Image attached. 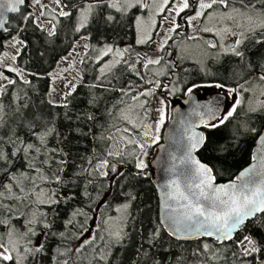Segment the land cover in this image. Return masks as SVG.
I'll return each mask as SVG.
<instances>
[{
    "label": "trees",
    "instance_id": "1",
    "mask_svg": "<svg viewBox=\"0 0 264 264\" xmlns=\"http://www.w3.org/2000/svg\"><path fill=\"white\" fill-rule=\"evenodd\" d=\"M63 2L73 6L81 4L82 0H63ZM233 6L239 7V0H236ZM191 11L186 10L177 18V22L181 25L178 29V32L181 31L180 37L188 36L185 18ZM29 12L32 13L33 9L29 6V0H26L17 13L9 16L6 24L8 31L0 33V54L6 40L10 41L15 37L25 42L24 45H19L20 53L15 62L11 60L10 64L23 72V79L15 72L0 67L5 76L16 81L15 84L7 85L6 90L0 93V105L3 106V112L0 113L2 116L0 137L7 140L9 137L14 139L18 136L26 142H37L31 134L32 130L25 126L27 122L24 116L25 113L35 111L37 106L42 107L47 115V126L54 128V132L47 137L48 148L63 150L52 160L50 172L55 173L61 167L56 164V160L67 161L61 173L64 182L42 185V187L54 191L57 197L62 198L67 195L70 199L67 201L61 199L59 204L51 206L47 203H33L28 210L23 206L17 208L16 203L11 201H4L13 204L10 223L19 232L26 231V222L32 213H36L37 216L46 213L48 220L52 222L51 229H44L42 224L36 227V231L41 235L31 237V246L43 242L45 251L30 256L24 264H55L56 259H63L57 257V248L63 250L62 245L73 246L80 242L75 239L61 241L58 236L62 231L66 235H71L78 230V224L83 217L73 218L75 227L69 225L67 229L65 228V222L72 218L71 213L76 209L86 211L94 218L88 223L94 226L101 218L107 219L113 216L118 205L129 202V197L124 193L136 196L126 210L124 238L119 243L99 242L104 246L106 256V261H101L99 264H200L204 262L205 256H195L193 253L198 247L202 249L206 242L211 244L212 252L216 254V260L209 259L208 264H249L250 261L251 264H255L251 257L239 255L235 240L251 234L258 244L264 247V228L260 227V221L249 222L232 241L223 244H217L213 239L179 241L170 236L166 229H162L160 236L151 246L149 245L147 237L159 222L158 197L152 181L149 160L160 140L147 149L148 155L144 157L148 164V168L144 170L146 176H136L134 161L129 162L127 158L123 162L112 161L120 165L124 173L119 183H110L111 174L107 178L97 176L94 179L78 175L81 168L88 167L89 159L95 164L103 157V153L109 150L105 148V144H111V141H100L94 137H99L101 134L108 136L117 128L119 120L115 118V114L133 92L129 91L130 94L124 96L121 90L129 85L138 84L142 79L127 63H122L105 73L102 77L104 87L94 88L93 84L100 83L96 79L100 76V70L98 63L93 64L91 69L81 71L79 83H76V91L68 97L70 102L68 107L63 108L48 104L50 85L48 73L60 58L72 50L81 35L89 37L87 40L90 47L105 44L114 46L134 44L136 40L134 22L140 8H132L126 14H121L109 9L106 4L102 5L95 10L88 27L79 34L74 31L77 14L73 10L70 19L58 17L60 23L57 25V35L54 37H48L46 32L41 31L32 22L28 23L26 31H21L22 16ZM109 14L116 17L115 22L105 23L103 17ZM44 18L50 19L49 16ZM241 51L245 54L243 62L238 57L222 54L218 59H209L205 69L200 68L193 61L179 60L176 55L164 58V62L171 65L165 77L167 86L174 88L172 84L179 82L182 84L180 90L174 94L163 87L158 89L161 97L166 100V112L170 114L173 103L184 97L186 88L193 84L213 86L219 82L233 88L238 84H244L247 88L252 82L259 83L258 76L264 74V43L257 44L254 39L246 40ZM15 54L16 52L12 55ZM249 64L251 68L248 67ZM83 65L87 66L86 62H83ZM23 80H28L30 83L25 84ZM164 83L161 82V85ZM1 84H6V81ZM243 95L245 97L247 92ZM89 115L94 116L95 119L88 120ZM167 121L168 119L165 120L162 129ZM245 122L256 132L245 131L243 127ZM263 128L264 110L249 111L243 103L225 124L216 128L202 127L205 140L202 147L196 151L197 157L213 169L217 182L229 181L251 162L256 139L259 136L257 133L260 134ZM40 130L36 129V131ZM0 147L9 154L12 151L8 144ZM0 165L11 173L18 174L25 171L32 174L22 156L12 158L11 164L0 161ZM87 179H93V182L87 184ZM3 183H8V176L0 171V184ZM7 219H9L8 210L0 205V220ZM8 231V227L0 224V235L7 238ZM94 255L92 248H89L76 259V264H97L93 259Z\"/></svg>",
    "mask_w": 264,
    "mask_h": 264
},
{
    "label": "snow or ice",
    "instance_id": "2",
    "mask_svg": "<svg viewBox=\"0 0 264 264\" xmlns=\"http://www.w3.org/2000/svg\"><path fill=\"white\" fill-rule=\"evenodd\" d=\"M52 3L56 5L55 9H48L47 5L41 4V0H33V5H40L39 16L34 17L31 12L23 15L20 30L26 31L28 23L32 22L41 31L46 32L48 37H54L57 35V25L60 23L58 17L70 19L73 15V10H75L77 15L74 31L79 34L83 29L88 27L95 10L102 5L106 4L109 9H114L115 12L121 14H126L132 8L147 9L149 7L146 0H91V2L89 0H82L81 4L73 6H69L63 0H52ZM235 3L236 0H162V3L158 5L156 14L167 11L169 15L165 16V20L171 26L167 28L165 37L158 44L157 50L163 51L165 45L172 39V33L180 34L178 29L181 28V25L177 22V18L186 10H192L193 14L185 18L187 26L196 31V22L200 21L203 25L198 29L200 32L213 33L219 38V44L217 42L205 41L206 47L212 49L219 48L224 54L238 57L243 62L245 54L240 48L246 40L254 39L257 44L264 43V0H256V2H252V0H239V7L233 6ZM24 4L25 0H0V30L8 31L5 27L7 21L3 14L18 12V5ZM45 16H49L50 19L41 23L40 17ZM237 18H241L244 23H236ZM103 19L105 23H112L115 22L116 17L109 14L103 17ZM204 21L233 22L236 23V27L240 28L241 31L237 32L228 26H208ZM136 23L141 35L137 43L142 44L147 42L151 37L144 32V22L140 17H137ZM153 26H155V21H153ZM229 35L236 38L231 43H223L224 38ZM80 38L83 40L89 39L85 35H81ZM188 38L191 40L198 39L196 35ZM13 41L14 43H10L8 46L16 48V54L10 57L14 63L20 53L18 45L22 46L25 42L15 37H13ZM83 47L86 50L85 55H87L89 45L85 43ZM111 52H113V48L106 46L104 49L99 50L96 60L99 61L102 56H106ZM123 54L120 50H116V55L122 57ZM7 57V53L0 55V67L5 68L7 71L15 72L17 76L23 79V72L21 70L3 63V59ZM162 60L163 57L155 59L149 57L144 61L143 67L147 69L150 65L160 64ZM81 62H84L83 58ZM114 63H120V60H116ZM112 66V64H106L101 67L100 76L96 78L100 83H95L92 87H104L102 77L105 75L106 70ZM71 67L72 65L70 64L69 68ZM130 67L134 68L135 66L130 65ZM248 67L251 68V65L249 64ZM64 71H67V69ZM0 80L6 81V84H0V93L6 90L7 85L16 83L15 80L5 76L3 72H0ZM23 82L25 84L30 83L28 80H23ZM145 82L153 86L143 91H138L132 96L133 101H136L139 108L143 110L141 122L136 123L125 117L127 122L132 124L133 128L140 130L141 139H134L131 136L126 137L121 134L120 129H116L112 135L104 136L101 134L99 137H94V139H99L100 141L115 140V146L106 143L105 148L109 150L103 153V157L98 159L95 164H93L92 159H89L88 167L81 168L78 175L94 179L97 176L107 178L111 174L112 181L110 183H119V179L124 177V173L112 161L123 162L126 158L129 162L134 161L136 176L147 175L144 171L148 168V164L144 159L148 155L147 149L159 142L160 129L164 125L165 120L171 117L166 112V100L160 98L157 101L158 106L152 109V111L156 112L158 118L150 124L145 123L144 121L147 120L148 112L150 111L146 108L149 101L147 99L142 100L141 97H152L155 89L162 87L173 94L178 89L161 85L159 81L153 82L149 80ZM258 82L261 86L259 95L264 96V74L258 76ZM246 83L247 80L245 81ZM213 86L222 90L226 89L227 96L224 100L217 98L215 104L212 106L205 105L206 111L194 109L191 113V115L199 117V121L188 122L187 127L184 129L186 138L184 155L179 160V164L182 167L177 172V165L174 163L172 168L169 169L170 172L175 174L176 178L169 179L163 186L161 194L162 214L157 226L147 237L150 246L160 236L162 229H166L168 234L177 240L210 237L218 243H223L225 241H232L234 235L240 232L241 229L246 228L249 222L260 221V227L264 228V134L257 133L259 135L258 143L261 145L258 165L257 163H253L226 183H216L213 169L200 162L193 155V153L202 147L205 140L203 133H199L195 129L198 127L216 128L225 124L245 102L243 93L255 90L254 88H246L244 84H238L233 88L218 82ZM65 87L69 90L61 95L62 102L57 103L54 100H49L48 104L53 107L67 108L70 103L68 97L76 91L77 85L69 82ZM197 87L199 85L196 84L188 86L185 94L191 96ZM121 91L124 96L130 94L129 91ZM229 97L233 101L231 107L227 106ZM251 104L252 101L250 100L249 111L264 108V100L259 98L255 101V107H252ZM220 105H223L227 109L223 114L220 112ZM2 112L3 106L0 105V113ZM24 118L27 122L25 126L32 130L31 134L36 138L37 142H26L18 136L14 139L9 137L7 140L4 137H0V145L8 144L12 148L9 154L0 147V161L4 162V164H11L12 158L22 156L27 168L32 173L29 174V172L25 171H21L18 174L11 173L6 167L0 165V171L8 176V183L0 184V205L6 208L9 214V219L0 220V224L9 228L7 238L0 235V264H24L30 256L43 253L45 251L44 243H38L33 247L31 246V237L41 235V233L36 231V227L41 224L44 229L52 228V222L48 220L46 213H42L40 216L32 213L27 219L26 231L19 232L10 223L13 204L4 203V201H11L16 203L17 208L23 206L28 210L33 203H47L51 206L59 204L61 199L65 201L70 199L67 195L62 198L57 197L54 191L46 190L42 187V185L53 183L62 184L64 181L61 173L64 171L63 165L67 163L65 159L56 160V164L61 167L55 173L50 172L52 160L55 156L60 155L63 150L48 148L47 137L54 132V128L47 126L46 113L42 107L37 106L35 111L25 113ZM87 119L94 120L95 117L89 115ZM0 120H2V116H0ZM243 127L245 131L256 132L254 128L247 126V122L244 123ZM37 128L41 130L36 131ZM122 131L123 133H129L130 129L124 128ZM127 145L134 146L130 152L126 151ZM253 160H257V157L254 156ZM93 179H87V184H91ZM124 195L129 197V202L121 206L126 211L130 207L131 200H135L136 196L131 193H124ZM120 210L117 209V211ZM71 217L65 222L66 229L69 225L75 227L73 218L83 217V220L78 224V230L72 232L71 235H66L62 231L58 236L61 241L75 239L80 242L73 246L62 245L63 250L58 247L57 257L63 259H56L55 264H76V259L89 248H92L93 253H95L93 259L99 264L101 261H106L104 246L100 245L99 242L105 241V244H107L115 241L119 243L124 238V229L120 226L123 224V220L118 221L117 227L114 229L112 227L114 220L111 216L107 219L101 218L94 226L88 223L94 218L82 209L74 210L71 213ZM19 218L17 217V219ZM85 234H88L87 238H84ZM235 244L237 249H239L240 256L251 257L255 264H264V247H261L251 234L244 235L241 239L235 240ZM193 255L205 256L203 264H207V261L215 258L216 254L212 252L211 246L208 243H204L202 249L198 247ZM249 264H251V261Z\"/></svg>",
    "mask_w": 264,
    "mask_h": 264
},
{
    "label": "rangeland",
    "instance_id": "3",
    "mask_svg": "<svg viewBox=\"0 0 264 264\" xmlns=\"http://www.w3.org/2000/svg\"><path fill=\"white\" fill-rule=\"evenodd\" d=\"M146 3H148L149 7L147 9H141L140 12L135 17V30H136V40L134 44H126L123 46H114L111 44H105L102 46H94L90 47L87 50V55H85V49L83 45L85 43H88V40H83L79 38L75 45L73 46L72 50L60 58V60L57 62L56 66L48 73L50 85L48 89V98L49 100H54L57 103H61V95L64 92H67L69 89L65 87L66 84L69 82L71 83H79L81 71L86 69H91V66L93 64L98 63L99 70L101 67H103L106 64H112L113 66L106 70L105 73L113 70L115 67H117L119 64L127 63L130 67V65H134L135 67H130L131 70L137 74L138 76L143 77L142 81L139 82L136 85H129L123 89V91H133L127 100L124 101L121 105V107L117 110L115 114V118L119 120V125L116 129L121 130V134L124 136H131L134 139H141L140 136V130L138 128H133L132 124L128 123L125 117L131 119L132 121L136 123H140L141 119L143 117V110L139 108L138 103L136 101H133L132 96L135 95L138 91H143L146 88L152 87L151 85H148L145 81H159L165 82L164 85H167L165 77L167 76L168 72L170 71L168 63L164 62L165 60H162L160 64L157 65H150L147 69L143 67L144 61L151 57L153 59L158 57L164 58H170L173 55H176V57L179 60L182 61H193L197 65H199L200 68L205 69L207 68V61L209 59H218L222 54V50L219 48L212 49L207 48L205 41H212L220 43L219 38L216 37L213 33H206V32H200L198 29L199 27L203 26L200 21H197V30L194 31L191 27H188V36L187 37H180L176 33H172V39L168 41V44L165 45L163 51H158V44L160 41L165 37V32L168 27L171 25L168 21L165 20V16L169 15L167 11L160 12L159 14H156L158 11V5L162 3V0H146ZM41 4L47 5L48 9H55L56 5L52 3V0H41ZM29 6L33 9V14L36 16H39V12L41 10L40 5H33V0H29ZM114 10V9H113ZM130 10V9H129ZM128 10V11H129ZM58 11V9H57ZM127 11V12H128ZM222 11V10H221ZM193 12H189L187 16L192 15ZM140 17L141 20L144 22V32L146 35H150V39L147 40L145 43H137V40L141 38L140 30L137 27L136 18ZM41 23L46 22L47 20L44 17H40ZM153 21H155V26H153ZM205 24L208 26H216V27H224L228 26L236 30L237 32L241 31L240 28L236 27V23L243 24L244 21L241 18H237L236 23L228 22V21H204ZM50 27V25H49ZM196 35L198 39L191 40L188 37ZM236 37L234 36H226L223 40V43L228 44L231 43ZM11 41H5L3 51L0 55L7 53L9 57L3 59V63L6 62V65L11 64V55L16 52V48L8 46ZM106 46H111L113 48V52L109 53L106 56H102L99 61L96 60V57L99 55V50L104 49ZM19 47V45H18ZM242 47V45H241ZM116 50H120L123 52V56L120 57L116 55ZM241 50V48H240ZM71 53V55H70ZM164 53V54H163ZM66 58V59H65ZM83 58V61L86 62L87 66L83 65L81 62ZM116 60H120V63H114ZM139 61V63H138ZM72 65L71 68H69V65ZM171 66V65H170ZM67 69V71H64ZM261 75V74H260ZM165 79V80H163ZM174 80V79H173ZM3 82V80H0V84ZM181 83L172 84L175 89H178L175 92H178L181 88ZM247 88H254V91L247 92V95L244 97V103L246 107L249 109V101H252L251 106L255 107V101L257 98L264 100V96H260L259 93L261 91V86L257 82L250 83ZM53 89H55L53 91ZM193 92H196L199 96V98H204L208 95H211L213 93H220L227 96L226 89L222 90L219 88H216L214 86H200L195 88ZM169 96V95H168ZM162 98L159 94L158 89H155L154 95L152 97H141V99H147L149 102L146 105V108L150 111L148 112V118L145 120V123H152L155 119H157V114L155 111H152L155 107L158 106L157 101ZM177 101V100H176ZM231 97L227 100V106L231 107L232 104ZM175 103V102H174ZM173 103V104H174ZM261 110H264V108H258ZM257 109V110H258ZM171 110V108H170ZM227 109L224 107L223 113ZM222 113V114H223ZM124 128H129V133H123ZM114 129L110 135H112L115 130ZM161 131L162 127L160 129V138H161ZM111 145L115 146V140L111 141ZM123 146V145H122ZM133 145H127L126 151L130 152L133 149ZM138 151V149H137ZM118 169L121 170V166L117 165ZM124 204V203H123ZM120 204L115 209V214L111 217H113L114 223L112 227L115 229L117 227V222L120 220H123V224L120 226H125V219H126V211L122 209V205ZM117 209H121L120 211H117ZM14 229H16L14 226H12ZM21 233L24 231H20ZM88 235V234H86ZM85 235L84 238H87ZM115 242V241H114ZM207 243V242H206ZM210 246L211 244L208 243ZM27 246V245H26ZM216 260V257L214 258ZM200 264H203L200 263ZM208 264V263H207Z\"/></svg>",
    "mask_w": 264,
    "mask_h": 264
},
{
    "label": "water",
    "instance_id": "4",
    "mask_svg": "<svg viewBox=\"0 0 264 264\" xmlns=\"http://www.w3.org/2000/svg\"><path fill=\"white\" fill-rule=\"evenodd\" d=\"M21 6L22 5H18V8L20 9ZM11 14H14V13H4L3 14L7 22ZM1 32H4V31L0 30V33ZM217 98H219L220 100H224L225 95L220 94V93H213L204 98H199L198 94L196 92H193L191 96H188L185 94L184 97L175 101V103L171 106V110H170L171 118L168 119L167 124L162 129L160 142L157 144L154 154L149 160V165L152 169V181L154 183V186L157 192V197H158V216L159 218L162 214L161 194H162L163 186L167 183L169 179L176 178L175 174L170 172L169 169L172 168L174 163L177 165V172L182 167V165L179 164V160L184 155V145H185V139H186L184 129L187 127L188 122H198L199 121V117L193 116L191 115V113L193 112L194 109H196L197 111H206V108L204 106L214 105ZM223 110H224V106L220 105L221 114L223 113ZM195 130L199 133H203L204 135L202 127H198ZM260 134H264V128L262 129ZM258 141H259V136L256 139V143H255L253 153H252L251 162L245 167H243L240 171L244 170L245 168H248L253 163H257L258 165L259 154L261 152V145L258 143ZM193 155L200 162H202L197 157L196 152L193 153ZM254 156L257 157V160H253ZM239 172L236 175H238ZM226 182L228 181H225V182L216 181V183H226ZM237 234L234 235V238L237 236ZM200 239H213V238L202 237ZM200 239L179 240V241H194V240H200ZM213 240L217 244H223V243L228 242V241H225L223 243H218L215 239Z\"/></svg>",
    "mask_w": 264,
    "mask_h": 264
},
{
    "label": "built area",
    "instance_id": "5",
    "mask_svg": "<svg viewBox=\"0 0 264 264\" xmlns=\"http://www.w3.org/2000/svg\"><path fill=\"white\" fill-rule=\"evenodd\" d=\"M4 64H6V62H4ZM15 67V66H14ZM16 68V67H15Z\"/></svg>",
    "mask_w": 264,
    "mask_h": 264
}]
</instances>
